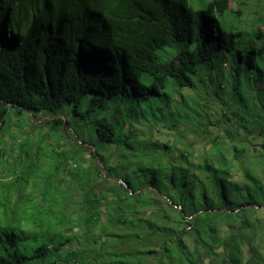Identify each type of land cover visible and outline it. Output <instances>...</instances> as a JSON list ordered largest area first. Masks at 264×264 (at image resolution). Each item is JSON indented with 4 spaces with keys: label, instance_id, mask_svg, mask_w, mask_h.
Returning a JSON list of instances; mask_svg holds the SVG:
<instances>
[{
    "label": "trees",
    "instance_id": "obj_1",
    "mask_svg": "<svg viewBox=\"0 0 264 264\" xmlns=\"http://www.w3.org/2000/svg\"><path fill=\"white\" fill-rule=\"evenodd\" d=\"M250 21L0 0V264H264V3ZM41 114L65 118L18 135Z\"/></svg>",
    "mask_w": 264,
    "mask_h": 264
},
{
    "label": "rangeland",
    "instance_id": "obj_2",
    "mask_svg": "<svg viewBox=\"0 0 264 264\" xmlns=\"http://www.w3.org/2000/svg\"><path fill=\"white\" fill-rule=\"evenodd\" d=\"M241 1L242 0H229V7L232 8L233 10H238L241 7L242 11L244 12V20L245 21H250L252 19V13L257 11L259 9V7L261 6V4L264 3V0H245L246 2H244V3H241ZM57 117H62L63 119L65 118V116H63V115L55 116L52 114H41L38 117H34L32 122H29V123L25 124L23 127L19 128L20 130L18 132V135L23 132L22 133L23 135L28 137V139L33 140L40 133L49 132L50 131V121H52L53 119H55ZM16 127L17 126L12 124V129L16 128ZM62 131H64V133L67 134V132L65 131L64 128ZM9 134H10V132L6 131L5 134L2 136V138H3V140H5L8 147H10V146L13 147V145H14L13 143L15 142L14 140H16V139L12 138ZM157 136L159 137V139H164L166 141V143H169L171 140H174L176 138V136L173 135V133L167 132V130H164V129H163V133H157ZM70 140L74 141V139H70ZM89 147H91V146H89ZM15 158H16V156L14 155L13 152H11V154L8 157L2 158L0 160V171L3 170V168H5V173H2V175L0 176L1 179L6 181L7 177L11 176L7 173V169L13 165ZM46 169H47V167L43 168L42 171L39 173V176H38L39 177L38 178L39 185L44 183L45 174L47 171ZM62 176L64 177V175H62ZM98 186L101 187V185H98ZM49 187L50 186H48V188ZM41 189H43V188H41Z\"/></svg>",
    "mask_w": 264,
    "mask_h": 264
}]
</instances>
